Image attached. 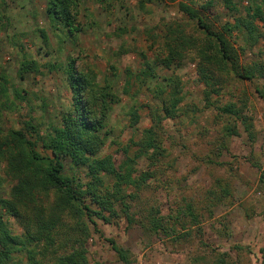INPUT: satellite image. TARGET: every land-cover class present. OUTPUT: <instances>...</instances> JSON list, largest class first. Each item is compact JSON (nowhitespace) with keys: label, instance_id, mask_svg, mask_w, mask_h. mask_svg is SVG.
I'll return each instance as SVG.
<instances>
[{"label":"rangeland","instance_id":"rangeland-1","mask_svg":"<svg viewBox=\"0 0 264 264\" xmlns=\"http://www.w3.org/2000/svg\"><path fill=\"white\" fill-rule=\"evenodd\" d=\"M235 2L245 5L240 0ZM45 5L46 0L0 1V77H5L11 86L24 89L28 103V107L18 104L17 111L5 113L2 123L6 128H16L31 114L34 123L45 131L70 109L71 94L64 67L69 58H75L80 71L94 76L97 87L107 88L114 96L109 102L105 129L108 135L98 157L110 155L117 165L122 161L121 148L128 146L130 140L136 142L141 132L151 126L149 106L159 103L150 96L149 89L162 86L163 79L170 75H176L183 85L181 115L163 122L167 158L157 169L156 178L147 181L138 203L135 201L131 206L133 211L158 206L166 215L185 200L196 206L201 214L200 223L191 226L188 235L178 241L150 236L137 225L128 229L117 205L115 209L120 215L113 223L96 220L99 233L91 230L86 244L89 262L121 264L105 241L112 238L129 251L130 264H215L222 252L228 253L229 264H262L264 102L257 97L253 86L263 81L229 82L218 97H211L213 106L241 98L247 100L244 114L251 119L254 140L248 139L239 123L236 124L238 135L224 137L223 128L230 119L219 116L214 107H206L204 86L198 79L195 64L184 60L166 70L155 57L160 53L159 48L149 41L151 33L155 39L162 35L158 29L161 22L183 20L175 5H163L157 0H81L76 42L67 28L46 16ZM212 11L216 17L210 20L215 26L231 20L233 15L221 3L215 4ZM187 32L190 33V27ZM30 60L37 63L38 70L24 73L23 79H19L18 69ZM143 60L153 66L155 77L148 78L146 86L132 98L134 91L123 93V84L128 71L136 75L142 69ZM252 61L264 63V38L240 55L241 63ZM132 107L137 108L139 115L134 127L130 126L127 115ZM29 138L34 140L33 135ZM135 150L133 146L129 148L130 157ZM36 151L47 154L39 143ZM137 168L146 171L143 158L138 160ZM4 170L5 164H1L2 198L8 196L12 187ZM78 175L83 177L82 172ZM103 179L106 186L112 183L106 175ZM217 181L229 186L232 202L208 210V191ZM9 222L14 233L22 232L17 221L10 218Z\"/></svg>","mask_w":264,"mask_h":264},{"label":"trees","instance_id":"trees-1","mask_svg":"<svg viewBox=\"0 0 264 264\" xmlns=\"http://www.w3.org/2000/svg\"><path fill=\"white\" fill-rule=\"evenodd\" d=\"M157 1L175 5L183 18L181 22H161L158 29L162 30V35L157 38L160 41L153 33L149 37L151 45L159 48L160 53L155 57L161 66L169 70L184 60L193 62L204 86L206 107H214L219 116L230 119L223 128V136L238 135L236 124L239 123L253 141L252 122L244 114L247 100L241 98L213 106L210 99L218 97L229 82L260 79L262 84L253 87L264 102V63L240 62V55L264 38V0H240V3L245 2L244 6L235 0ZM217 3L233 15L231 20L215 26L210 19L216 17L212 10ZM80 4L81 0H46L45 5L46 16L67 28L73 42L80 32L77 22ZM189 27L190 33L187 32ZM140 57L146 59L143 54ZM77 66V60L69 58L64 67L71 94L70 109L45 131L34 123L31 114L16 128L4 126L2 118L6 112L17 111L18 104L28 107V103L24 89L11 86L5 77H0V165L5 164V177L12 182L8 196L0 197V264H103L89 262L87 241L91 230L99 233L96 220L113 223L120 214L128 229L137 225L150 236L160 235L177 241L188 235L191 226L200 223L201 214L196 206L185 200L177 210L166 215L158 206L145 211H133L131 206L135 201L138 203L147 181L156 178L157 169L167 158L163 122L181 115L183 85L180 79L170 75L163 79L162 86L149 89L150 96L159 103L149 106L151 126L141 132L136 142L130 140L128 146L121 148L122 161L116 165L110 155L98 157L108 135L105 129L109 102L114 96L107 88H98L95 77ZM37 70V63L30 60L21 65L17 75L23 79L24 73ZM150 77H155L153 66L143 60L142 69L136 75L128 71L123 93L129 94L132 90L133 98ZM130 109L128 121L134 127L139 115L137 108ZM31 135L34 140L29 138ZM38 143L47 154L36 151ZM131 146L136 148L132 157L129 156ZM141 158L147 165L144 172L137 168ZM80 172L82 178L78 175ZM104 175L112 180L109 186L104 184ZM231 194L228 185L217 181L208 191L206 208L231 204ZM117 205L121 207L120 214L115 209ZM10 218L18 222L21 233L12 231ZM105 241L121 264L131 263L127 249L112 238ZM229 261L228 253L222 252L217 255L215 264H229Z\"/></svg>","mask_w":264,"mask_h":264}]
</instances>
